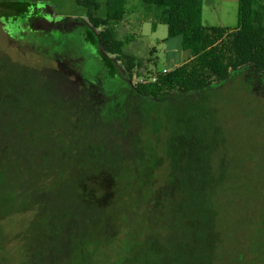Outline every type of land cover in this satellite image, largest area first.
Returning a JSON list of instances; mask_svg holds the SVG:
<instances>
[{"label":"trees","instance_id":"1","mask_svg":"<svg viewBox=\"0 0 264 264\" xmlns=\"http://www.w3.org/2000/svg\"><path fill=\"white\" fill-rule=\"evenodd\" d=\"M75 1L87 11L91 41L96 40L90 47L82 34L38 33L36 12L28 2L0 0L14 9L9 19L17 30V38L28 36L31 41L28 60L41 59L45 65L40 53L32 49L34 44L53 50L56 56V49L63 46L77 58L68 62L57 56L56 61L46 62L47 70L61 74L67 80V90L75 89L76 84L80 86L74 92L68 91L73 94L72 102H82L80 108L90 110L81 120L96 125L99 135L91 136V142H96L93 149L99 152L96 162L117 174L114 177L119 183L131 173L133 177L126 185H117L105 204L101 202L103 192L90 196L83 190L85 177L81 172L67 176L66 183L58 190H37L31 176L37 174V164L54 148L51 126L33 122L37 114L30 112L31 105L22 102L23 94L36 102L34 91L21 88L9 92L7 99L12 104L15 99L20 100L18 108L22 110L0 113L3 123L0 124V169L4 171L12 163L24 170L11 181L18 187L12 194L17 207L12 204L14 209L9 219H0V264H127L138 258L157 260L158 264H183L182 248L187 245L196 249L193 253L199 259L191 260L194 264H264V240L250 243L246 252L239 249L240 240H237L238 249L225 256L207 250L203 239L195 238L192 231L200 206L185 198L182 190L181 200L179 188L157 189L159 169L155 162L160 145L153 143L151 147L146 142L144 149L132 151L133 158L127 157V140L132 145L134 137L150 123V109L173 93L203 91L245 68L264 87L261 75L264 74V7L260 8L258 0H238L237 28L229 30L202 25V0H142L144 11L155 14L157 23L168 28V38L181 39V49L190 53V59L171 72L157 74L155 83L132 85L124 74H131L140 63L126 53L128 41L120 39L116 28L124 20L126 0H106L105 17L98 16L101 9L98 0ZM156 28L157 24H153V29ZM101 51L120 62L118 74L114 73V66L100 57ZM72 66L84 67L87 73H72ZM33 73L37 76L39 71ZM48 98L43 104L53 111L62 110L66 119L74 112L71 105L63 106ZM103 119L105 123L101 124ZM65 131L62 127L59 133ZM20 135L25 136L23 141ZM56 149L66 162L72 163L70 145L59 144ZM12 151L19 153L14 160L9 158ZM114 154L125 160L121 163L125 173L115 170L118 161L115 157H105ZM133 166L140 168L137 171ZM142 169L152 171L154 183H143ZM153 247L161 248L164 253L151 252Z\"/></svg>","mask_w":264,"mask_h":264},{"label":"rangeland","instance_id":"2","mask_svg":"<svg viewBox=\"0 0 264 264\" xmlns=\"http://www.w3.org/2000/svg\"><path fill=\"white\" fill-rule=\"evenodd\" d=\"M21 1L46 7L56 19L83 18L88 21L87 11L79 7L75 0ZM98 2L101 5L98 16L105 17L106 0ZM258 2L260 8L264 7V0ZM202 4L204 27L237 28L238 0H202ZM12 10L9 4L0 2V113L22 110V107L18 108L20 100L15 99L12 104L7 99L9 92L21 88L35 92L36 102L24 94L22 102L26 106L31 105L30 112L37 114L33 122H46L51 126L50 139L54 146L50 154L37 164V174L31 176L35 187L37 190L55 191L67 180V176L81 172L85 177L83 190L90 196L103 192L101 202L105 204L112 196L110 192L113 193L117 185H126L133 176L131 173L130 177H122L119 183L114 177L117 174L96 162L99 152L93 149L96 142H91L92 137L99 135L94 128L96 125L92 121L86 124L81 120L83 115L90 114L89 108H80L79 103L82 102H72L73 94L65 88L67 80L61 74L47 70L46 62L56 61L57 56L68 62L77 58L63 46L56 49V56L53 50L34 44L32 49L40 53L45 65L41 59L28 60L30 53L27 48H31L32 44L28 36L17 38V30L9 19ZM144 10L142 0H126L124 20L116 26L120 39L128 41L126 53L140 63L131 74H124L132 85L148 83L153 75H159L164 70L171 72L190 59V53L181 49V39H169L168 28L157 23L155 14L150 15ZM153 24H157L155 30ZM36 70L39 71L37 76L33 73ZM72 73L86 74L87 70L72 66ZM252 74L245 68L203 91L173 93L168 100L150 109L151 121L145 130L143 128L138 133L141 137H134L132 145L127 140V157L130 159L134 155L132 151H137L135 148L144 149L146 142L151 147L153 143L160 145L155 162L159 169L157 189L164 186L179 188L181 200L182 190L185 198H190L194 205L198 204L200 211L192 234L199 240L203 239L207 250L225 256L238 249L235 247L237 240H240L239 249L244 252L250 243L264 240V87ZM261 75L264 79V74ZM46 97L63 106L71 105L74 112L66 119L62 110L53 111L43 104ZM100 123L104 124L105 120ZM62 127L66 131L60 134ZM83 128L89 131H83ZM24 139L25 136L20 135V140ZM59 144L71 146L72 163L66 162L64 155L57 151ZM149 154L153 155L152 152ZM18 156L19 153L12 151L9 158L14 160ZM105 157H115L118 160L115 170L126 172L121 165L125 163L121 156ZM128 164L132 166L130 161ZM133 167L137 171L140 168ZM21 170L24 169L12 163L4 171L0 169V219H9L14 209L12 194L18 187L11 181L18 177ZM142 171L143 183H154V176L150 174L152 171ZM160 249L153 247L151 252L164 253ZM195 250L193 245L182 248L185 256L183 264H194L191 260L196 262L199 259L193 253ZM127 264H158V261H140L138 258Z\"/></svg>","mask_w":264,"mask_h":264},{"label":"flooded vegetation","instance_id":"3","mask_svg":"<svg viewBox=\"0 0 264 264\" xmlns=\"http://www.w3.org/2000/svg\"><path fill=\"white\" fill-rule=\"evenodd\" d=\"M30 5V9L36 12V31H48V33H52L54 35H77L82 34L87 43V46L90 47L91 42H96V40L91 41V33L92 29L88 21L86 22L83 18H70V19H56L51 16L50 12L46 7L40 8L39 6ZM88 20V19H87ZM77 41V39H76ZM84 43V42H83ZM86 44V43H84ZM100 57L105 59L106 62L110 63L114 66V73L118 74L117 71L120 70V62L118 63L115 60V57H109L104 52H99ZM75 89H80V86L76 84ZM75 89H68L70 92H74Z\"/></svg>","mask_w":264,"mask_h":264},{"label":"built area","instance_id":"4","mask_svg":"<svg viewBox=\"0 0 264 264\" xmlns=\"http://www.w3.org/2000/svg\"><path fill=\"white\" fill-rule=\"evenodd\" d=\"M163 73H167V71L164 70ZM155 82H157V75H153L149 80V83H155Z\"/></svg>","mask_w":264,"mask_h":264}]
</instances>
